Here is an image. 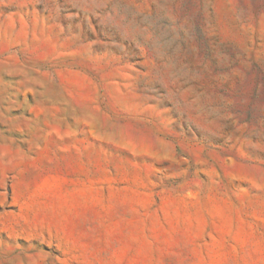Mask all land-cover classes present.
Instances as JSON below:
<instances>
[{
	"label": "rangeland",
	"instance_id": "1",
	"mask_svg": "<svg viewBox=\"0 0 264 264\" xmlns=\"http://www.w3.org/2000/svg\"><path fill=\"white\" fill-rule=\"evenodd\" d=\"M0 264H264V0H0Z\"/></svg>",
	"mask_w": 264,
	"mask_h": 264
}]
</instances>
